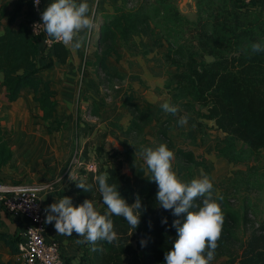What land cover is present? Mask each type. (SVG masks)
<instances>
[{"label":"trees","instance_id":"1","mask_svg":"<svg viewBox=\"0 0 264 264\" xmlns=\"http://www.w3.org/2000/svg\"><path fill=\"white\" fill-rule=\"evenodd\" d=\"M24 2H27L29 14L32 15L31 0L21 1L17 13L4 26L3 33L0 31V86L6 89L7 99L11 103L20 98L23 89L33 91L42 119L47 123L54 121L58 125L57 129H61L65 124L57 118V92L42 77V72L51 67L52 63L40 66L41 39L32 37L25 23L14 26ZM127 4L128 0H119L116 6L113 5V13L105 14L100 28L94 67L101 83L104 77L107 81L126 79L122 74L111 73V59L120 62L124 56L147 58L153 49L164 46L163 39H159L154 33L147 5L137 4L136 7L128 8ZM197 4L201 13L208 12L207 23L202 27L207 32L199 38L207 41L201 48L207 49V55L214 60L207 62L204 52L199 54L198 51H190L186 46L176 45L168 40V49L162 57L175 70L168 74L166 88L171 93H177L171 100V104L180 107L176 114V124L180 126L178 120L181 116L187 117L188 124L201 139L208 130L222 133L225 135L224 146L218 149V156L230 163L241 164L240 156L244 151L250 156L258 157L264 150V52H252L251 48H245V45L251 46L252 43L259 42L257 38L264 34V14L261 18L257 13L264 7V0H198ZM4 12L5 8H2L0 18L4 16ZM144 37L149 38L153 44L151 47L141 39ZM66 47L57 42L50 49L62 63L68 57ZM130 97L126 99V104L131 111L132 120L127 134L136 132L141 135L152 118L148 109L139 108ZM92 116L98 117V111L93 112ZM160 127V143H165L164 140L173 143L168 137L170 126L161 123ZM188 139L192 143L198 141L193 135ZM238 143H241V149L238 148ZM125 150L127 160L132 163V150ZM98 151L97 172L85 175V183L92 186L91 190L85 192L77 188L75 182L69 192L61 190L59 196L78 195L75 206L86 199H92L96 209L101 214H106L107 206L102 202L95 177L107 173L109 184H115L129 204L134 203L139 194L144 209L136 229L123 217L109 214L117 239L111 243L98 241L95 245L79 243L80 264H165V252L171 249L176 238V229L171 225L179 217L173 216L171 210L159 207L156 200L158 186L151 180L152 173L143 181L144 186L137 190L130 177L122 173L120 163L113 166L111 162L101 160V150ZM177 154L195 168H201L206 174L210 172L205 157L198 160L191 150H179ZM12 157L0 119V172ZM184 172L185 168H178V177L182 181H190L182 176ZM218 202L224 219L214 259L225 257L228 264H264V223L253 227L250 236L242 240L235 228V213L224 202ZM0 209L3 210L1 205ZM165 217L167 224H162ZM19 222L21 226L23 222ZM73 236L76 240L84 239L75 232ZM0 238L13 254H20L21 236L0 234ZM142 239L147 241L146 246H141ZM93 247L97 250L93 251Z\"/></svg>","mask_w":264,"mask_h":264},{"label":"crops","instance_id":"2","mask_svg":"<svg viewBox=\"0 0 264 264\" xmlns=\"http://www.w3.org/2000/svg\"><path fill=\"white\" fill-rule=\"evenodd\" d=\"M21 1L23 0H0V15L2 8H5L4 16L0 18L1 33L11 17L17 13ZM109 1L116 6L119 0ZM50 2L51 0H44L45 6L47 7ZM87 3L89 4L88 15L94 20V28L81 33L84 41L80 49L73 51L70 46L66 47L68 57L64 63L57 59L53 50L46 48L43 42L39 43V54L42 55L39 58L40 66L52 63L51 67L42 72V77L50 82L52 89L57 92V118L65 126L57 129L58 125L54 121L47 123L42 119V114L37 110L38 105L34 101V92L30 89H23L20 98L11 103L7 99L6 89L0 86V119H2V127L6 132L13 155L12 160L0 172V179L10 184L36 185L54 182L56 191L46 192L42 196L46 207L64 197L59 196L61 190L69 192L72 184L82 178L77 175V167H74L70 173L71 180L66 172L69 162L77 152L75 148L78 146V140L82 141L84 155L88 152L94 160L98 157L97 151L101 150V160L109 161L113 166L120 163L122 173L130 177L136 189L137 187L140 189L144 186L143 181L151 174L141 148L142 146L155 148L161 144L158 136V126L161 123L170 126L168 137L172 142H174L173 135L181 131L187 133V138L193 135L201 139V136L188 123L184 126L176 124L178 115L167 113L161 108L164 102L171 103L172 97L177 93H171L166 88L168 74L152 62L153 54L147 58L124 56L120 62L111 59L109 69L111 73L122 74L129 82H132L128 89L122 92L132 94L133 102L139 108L148 109L152 122L144 128L141 136L150 135L151 139H155L156 145H151L147 140L141 142L131 140V135L136 132L127 134L132 114L124 99L120 104L116 101L112 102L108 111H103L102 95L99 93L101 92L99 77L94 67L95 52L103 23V19L99 21V14L113 13V8L104 4L102 0H87ZM21 7L14 23L15 27L25 23L30 16L27 2H24ZM172 72H174L173 67H169V73ZM1 82L2 77L0 84ZM91 109L98 111V117L90 115ZM86 110L90 112H88L90 115L88 119L84 114ZM189 130L190 133H188ZM83 143H85L84 146ZM125 149L132 150L134 155L132 163L127 160ZM70 197L75 205L78 195ZM46 225L47 241L57 242L60 245L68 264H80L79 243L75 237L57 233L54 222L46 223ZM0 234L21 236L20 222L1 209ZM18 260L19 255L13 254L0 238V264H18ZM227 262V258L221 257L213 259L210 264H228Z\"/></svg>","mask_w":264,"mask_h":264},{"label":"clouds","instance_id":"3","mask_svg":"<svg viewBox=\"0 0 264 264\" xmlns=\"http://www.w3.org/2000/svg\"><path fill=\"white\" fill-rule=\"evenodd\" d=\"M39 4L40 0H35L37 8ZM88 13L87 0H51L40 14L42 23L33 25L34 33L42 28L47 38L70 46L73 51L78 50L84 41L81 33L94 28V20ZM250 47L252 52H264V42H254ZM161 108L173 115L179 111L177 105L169 102H164ZM178 123L180 126L186 125L187 117L181 116ZM141 151L153 174L151 180L158 186L156 200L159 207L171 210L173 216L179 217L171 225L176 229V238L171 249L165 252V264H210L222 231L224 218L218 201L223 197L214 191L211 178L203 172L190 181H182L173 169L175 154L167 144L161 143L155 148L142 146ZM69 178L71 180V174ZM75 182L77 188L85 192L91 190L92 186L86 184L83 178ZM95 183L103 204L107 206L106 214L96 209L92 199H86L75 206L71 197L64 196L45 208L46 223L54 222V228L59 234L71 237L75 232L84 238L77 240V243L87 242L92 245L98 241L111 243L117 239L109 214L123 217L136 229L144 209L139 194L135 202L129 204L117 186L109 184L107 173L97 175ZM162 224H167L166 217ZM146 243V240H141L142 247Z\"/></svg>","mask_w":264,"mask_h":264},{"label":"rangeland","instance_id":"4","mask_svg":"<svg viewBox=\"0 0 264 264\" xmlns=\"http://www.w3.org/2000/svg\"><path fill=\"white\" fill-rule=\"evenodd\" d=\"M197 1L198 0H128V8L136 7L137 4L147 5V11L151 18L154 33L159 39H163L162 42L164 43L162 48L153 49L152 53H150L153 54L151 60L156 66L162 68L166 74H169V66L164 62L162 56L168 49V40L176 45H184L190 51H198L199 54L204 52L207 62L214 60L212 56L207 55V49L201 48L207 41L206 39L201 41L199 38L207 32L203 30L202 27L204 23H207L206 18L208 12L204 11L201 13ZM102 2L108 6H113V3L109 0H102ZM257 13L262 18L264 9H261V11ZM255 16H257V14ZM99 17V21L101 22L102 19L104 20L105 15L99 14ZM141 39L144 40L145 43H148L150 47L153 45L148 37ZM257 39L259 42H264V34L260 35ZM136 40L140 42L139 38H136ZM245 48L250 49L251 47L245 45ZM173 70L175 69L173 68ZM131 83L132 82H129L127 78L124 81L117 79L107 81L104 77L102 83L101 79H99L101 91L99 93L102 95L103 111L107 112L111 103L114 101H116L117 104H120L124 100L126 101L128 98L127 95L133 98L132 94L122 92L124 90L126 91ZM91 110L92 113L95 112L94 109ZM88 112L87 110L84 112L87 119L88 116L92 115V113L89 115ZM158 127L159 129L162 128L160 126ZM190 132L189 130L188 133ZM176 134L173 135L174 142L171 143L172 145L164 140V144H167L170 150L175 154V159L173 161L174 171L180 167L185 168V172L182 176H186V180L199 177L201 172L206 174L201 168H195L192 163L180 158L177 154L179 150H192L196 154L195 156L198 160L205 157L208 166L210 163V172L206 175L211 178L214 191L223 197L220 202H224L225 206L235 213L237 217V223L235 225L236 231L242 240H246L250 236L253 227H258L259 224L264 223V150L258 157L250 156L249 153L244 151L240 156L242 163L234 164L218 156V149L224 146L223 139L225 135L222 133L216 132L215 130H208L204 138L198 139L195 144H192L186 137L187 133H182L181 131L179 134ZM131 136L133 142L147 140L151 145H156L155 139H151L150 135H147L148 138L138 133L132 134ZM84 144L85 143H83V146ZM157 144H159L158 141ZM237 145L239 149L242 148L241 143ZM75 151L77 152L69 162L66 172L70 174L72 169L77 167V175L79 178H84L85 170L78 165V162L81 161L83 164L90 165L89 163H92L94 160L97 161L98 157L93 160L91 156L84 155L82 141L80 142L79 140ZM138 189L139 187H137V190Z\"/></svg>","mask_w":264,"mask_h":264},{"label":"built area","instance_id":"5","mask_svg":"<svg viewBox=\"0 0 264 264\" xmlns=\"http://www.w3.org/2000/svg\"><path fill=\"white\" fill-rule=\"evenodd\" d=\"M31 2L32 15L25 21L29 33L32 37L41 39L46 48L52 49L57 41L47 38L42 28H38L36 33L33 29L35 23H42L40 14L46 8L44 0H40L38 8L35 6V0ZM95 161L89 163L90 165L78 162V165L85 170L84 178L82 177L84 180L85 175L97 172L98 161ZM55 190L54 182L29 185L0 181V205L8 215L23 222L18 264H67L60 245L46 239L47 225L44 211L46 206L42 196L46 192L51 193Z\"/></svg>","mask_w":264,"mask_h":264}]
</instances>
